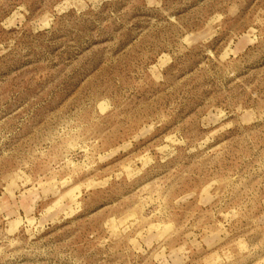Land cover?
<instances>
[{"label":"rangeland","instance_id":"obj_1","mask_svg":"<svg viewBox=\"0 0 264 264\" xmlns=\"http://www.w3.org/2000/svg\"><path fill=\"white\" fill-rule=\"evenodd\" d=\"M0 264H264V0H0Z\"/></svg>","mask_w":264,"mask_h":264}]
</instances>
